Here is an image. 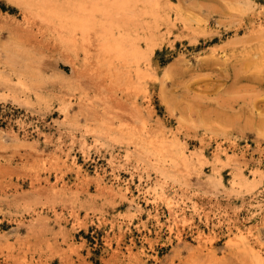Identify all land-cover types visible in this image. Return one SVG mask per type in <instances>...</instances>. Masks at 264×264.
Returning <instances> with one entry per match:
<instances>
[{
  "label": "rangeland",
  "instance_id": "1",
  "mask_svg": "<svg viewBox=\"0 0 264 264\" xmlns=\"http://www.w3.org/2000/svg\"><path fill=\"white\" fill-rule=\"evenodd\" d=\"M51 1L0 0V264H264V0L137 12L144 62L103 49L104 15L83 31ZM145 141L209 161L182 185Z\"/></svg>",
  "mask_w": 264,
  "mask_h": 264
},
{
  "label": "bare ground",
  "instance_id": "2",
  "mask_svg": "<svg viewBox=\"0 0 264 264\" xmlns=\"http://www.w3.org/2000/svg\"><path fill=\"white\" fill-rule=\"evenodd\" d=\"M39 1H41V0H39ZM71 1L73 2V5L71 6L72 11H70V12L68 11L69 13L66 11V13H68L69 15L66 14L64 20H62L63 19L62 18L61 21H64L70 27L79 26L83 31H85V29L87 30V28H90V26L92 24L98 25L100 22H102L101 18L104 15L106 20H105L102 28L105 29L107 34L105 33V36H104L105 39L103 42V49L107 53H111V54L114 53L120 59V61L123 60L124 62H131V61L144 62V61L149 60L151 54L154 51V46L157 44L156 43L157 39H154L152 34L146 35V36L144 35L145 36L144 39H146V41L149 42V43H147L148 44L147 49L143 50L142 48L138 47V44H137L138 40L137 39L140 37V33L138 32L137 25L134 23V19L135 20L137 19L136 18V16L138 15L137 12L140 14H143V15L152 14V16L154 15L153 17H158L159 16V10L162 7L161 6L162 0H144L145 2H148V4H149V1L153 2V6H147L148 4H146V6L143 7L142 9H141L142 6H139V3H140V1H142L141 3H143L144 2L143 0H71ZM60 2H61V0L59 1V4H60ZM41 4H43V3H41ZM55 4H57V3H55ZM70 4H71V2H70ZM64 5H65V3H64ZM67 5H68V3H67ZM49 6L51 7L50 4H49ZM55 6L56 5H54V7ZM57 6H56V8H57ZM62 6H61V8H62ZM52 8H53V6H52ZM165 9H166V7H165ZM168 9H170V8H167V10ZM162 10H164V9L162 8ZM56 11L58 13V10H55V12ZM131 12H134V14L132 15ZM54 13H52V15ZM62 13H63V10H62ZM63 14H65V13H63ZM117 14H119V16H120L119 17L120 18V24H119V22H118V24H116L114 21V18H116ZM52 15L50 17H52ZM143 15H140V16H143ZM62 17H64V16H62ZM165 17H167V16H165ZM55 18H57V17H55ZM160 18H161V16H160ZM163 18H164V16H163ZM161 20H159V21L161 22ZM118 21H119V19H118ZM152 23H154L153 20H152ZM116 26H118V29L121 28L118 37L112 31V29ZM65 27H67V26H65ZM148 31H150V30H148ZM79 32H80V30H79ZM91 34H93V33L91 32ZM142 40H143V38H142ZM119 59H117V60H119ZM21 83H23V82H21ZM32 89L33 88H31V90ZM40 97H41V95H40ZM147 141H148V139H147ZM145 142H143L144 143L143 148L145 149L144 151H146L144 153L145 156H149L151 154L155 155L157 158H159V156H160L161 160H163V164L169 163L170 164L169 167L168 166L167 167L162 166L160 168L161 174L164 176V178H171L174 181L182 183V185H183V183H186V180L184 179V176H183L184 174L186 175V174H190L192 172H198L199 173L203 169L205 162L209 161V159L205 160L206 156L202 152L201 153L198 152L196 155L190 156L189 154H187V152L182 147L181 148L179 147V144H175L176 147H174L173 150L169 149V150L165 151L164 153L163 152L162 153H156V152L152 153L150 151L147 152L148 146H147V142L146 143ZM141 150H142V146L140 148V151ZM231 161H234V159ZM228 163L230 164V161L228 162V160L223 159L218 154L215 155L214 159L211 160V164L213 165V169L211 170L212 174H209L208 177H211V179L216 184L221 185L223 182L221 181V170L220 169L224 167L221 165H225ZM229 164H228V166H229ZM233 168H235V169H233V175L234 176H233V180H232V184L234 186H235V184H240L241 186H245V188L246 187H250V188L254 187L255 182L249 180L248 178H246L247 176L245 177V175H243L242 170L240 169L241 167H238L237 165H235V166H233ZM240 231H241V229H240ZM240 231H239V234L236 233L235 236L233 238H231V240H229L228 242H230L231 244H235L239 240L241 242H243L244 236L242 233H240Z\"/></svg>",
  "mask_w": 264,
  "mask_h": 264
}]
</instances>
